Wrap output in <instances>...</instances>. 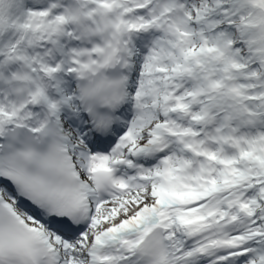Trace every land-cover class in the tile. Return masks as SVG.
Segmentation results:
<instances>
[{
  "label": "snow or ice",
  "instance_id": "obj_1",
  "mask_svg": "<svg viewBox=\"0 0 264 264\" xmlns=\"http://www.w3.org/2000/svg\"><path fill=\"white\" fill-rule=\"evenodd\" d=\"M0 264H264V0H0Z\"/></svg>",
  "mask_w": 264,
  "mask_h": 264
}]
</instances>
